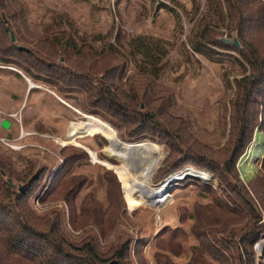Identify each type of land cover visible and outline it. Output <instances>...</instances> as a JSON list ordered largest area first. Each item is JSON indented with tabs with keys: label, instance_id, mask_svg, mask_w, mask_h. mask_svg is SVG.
Wrapping results in <instances>:
<instances>
[{
	"label": "rangeland",
	"instance_id": "1",
	"mask_svg": "<svg viewBox=\"0 0 264 264\" xmlns=\"http://www.w3.org/2000/svg\"><path fill=\"white\" fill-rule=\"evenodd\" d=\"M195 2L16 0L13 6L14 10L25 8V30L30 37L34 26L37 34L43 28L77 34L78 51L74 55L83 69L105 59L106 73L115 77L116 83L132 76L137 90L131 96L140 98V111L148 101L153 103L149 108L164 104L171 108L170 121L183 120L196 129L199 148L183 154L172 151V138L141 130L142 124L138 132L130 133L103 104H88L86 77L67 64L52 39L38 38L46 48L48 42L53 44L58 54L49 57L37 52L34 44L20 45L11 30L4 38L0 36V59L8 60L0 62V150L21 165H30V182L41 174L32 188L37 198L31 197V207L39 215L57 213L61 226L74 240L88 228L96 236L99 232L107 234L108 240L119 233L130 247L129 264H220L218 258L228 251L241 254L244 263L250 254L264 262V227L254 237V230L237 227V220L234 232L225 236L218 224L220 218H230L229 214L218 212L216 226L205 208L214 205L212 197L229 213L245 207L241 202L234 205L237 199L231 191L238 180L247 186L260 174L264 134L255 129L251 135L238 156L233 175L237 178H231L229 189L213 172L187 159L194 155L195 160L206 158L212 167L222 155H232L224 149L230 138L229 103L234 93L225 87L227 78L221 76V64L189 51L190 32L204 10L202 0ZM160 4L175 9L180 21ZM2 21L7 24L0 8V26ZM57 21L60 23L53 26ZM139 36L155 37L168 44L170 54L157 76L138 79L127 70L132 42ZM106 44L118 48V53L113 57L102 55L101 48ZM187 55L192 60L186 61ZM234 76L238 78L239 74L232 73L228 80ZM93 77L103 79L100 72ZM253 107L259 110L258 105ZM157 120L161 121L159 116ZM3 121L10 124L8 130L1 127ZM150 158L151 171L142 176V161ZM59 170L60 177H64L60 186L64 184L66 189L57 188L51 198L40 202L39 197L49 189ZM62 193L72 195L71 204L60 197ZM88 197L92 200L91 206L86 204L89 214H81L80 204ZM110 209L112 214L104 224H92L104 221ZM69 214L82 223L86 220L85 230L70 227ZM108 221L113 224L109 226Z\"/></svg>",
	"mask_w": 264,
	"mask_h": 264
},
{
	"label": "trees",
	"instance_id": "2",
	"mask_svg": "<svg viewBox=\"0 0 264 264\" xmlns=\"http://www.w3.org/2000/svg\"><path fill=\"white\" fill-rule=\"evenodd\" d=\"M184 1L192 5L196 3V0ZM202 1L203 13L198 15L194 29L190 32L191 40L189 38L187 42L192 54L203 55L209 61L221 64V76L223 79L227 78L225 87L234 93V98L229 103L230 138L224 149V152L230 151L232 155L231 157L222 155L221 160L212 167L208 165L206 158L195 160L194 155L187 159L196 166L213 172L219 182H224L229 189L231 178H237V175H233L236 172L238 156L248 145L251 135L255 129L264 134V2L263 0ZM15 3L16 0H0V8L4 10L7 20V24L1 22L2 38L11 30L17 35L15 40L21 42L20 45L34 44L32 47L37 52L40 51L49 57L56 56L58 53L53 51L51 42H48L47 48L40 45L42 41L38 38L47 36L61 48L67 64L75 67L80 72V76L86 77L84 81L89 84V88L85 101L88 104H103L105 110L111 111L114 118L125 123V128L130 133L138 132L139 125L142 124L141 130H150L164 139L172 138L174 143L171 144V148L177 154H183L185 151L193 152L199 148L200 144L195 138L196 129L183 120L170 121L172 119L170 107L161 104L156 108H149L153 103L148 101L144 110L140 111V103H142L138 101L140 98L131 96L134 90H137L132 76L127 77L126 80L121 78L119 83H116L115 77L106 73L105 59H100L86 70L80 67V61L74 55L75 51H78L75 40L77 34L74 32L65 35V31H60L58 28L53 31L43 28L39 35L35 31L37 27L34 26L31 36L37 40H31L32 37L27 35L25 30V8L22 6L20 10H14ZM160 8L168 10L175 20L180 21L175 9L164 4H160ZM57 23L60 21L52 25L55 26ZM224 37L231 40V44L221 43L220 39ZM233 39L237 40L238 47L232 44ZM100 52L102 55L111 54L113 57L118 53V48L106 44L102 46ZM169 54L170 49L164 41L151 36L136 37L129 51L131 62L127 70L138 75V79L147 75L157 76ZM188 58L193 57L187 55L186 61L192 60ZM0 62L8 63V60L0 59ZM194 62L200 64L195 58ZM224 64L227 67H224ZM82 72H88V75ZM97 72L103 75L102 80L93 77ZM122 73L123 70H120L119 75ZM232 73H238L239 77L234 76L233 80L229 81L228 76ZM257 105L259 110L253 107ZM157 116L161 121L157 120ZM15 160L11 155L0 150V264H129L130 247L119 233H115V236L108 240L107 234L99 232L96 236L93 230L88 228L87 232L74 240L61 226L57 213L37 214L30 205V199L35 197L32 188L39 181L41 174L30 182V165L23 166ZM61 173L62 171L59 170L53 176L49 189L41 197L38 196L40 202L51 198L57 188L66 189L67 186L64 184L60 186V182L64 181V177H60ZM68 184L70 182H67ZM234 184L236 187L231 191L237 199L234 205L241 202L245 207L229 213L212 197L214 205L205 207L210 214L209 219H212V223L217 226L218 212H226L230 218L226 220L220 218L222 222L218 224L225 236L234 232L238 224L237 220L240 221L237 227L252 228L254 237L258 236L261 228L264 227V224H260L264 219V162L260 174L249 180L247 186L239 180ZM71 196L67 193L60 194L68 204L73 200ZM91 201L88 197L81 202V214H89L86 204L91 206ZM112 210H109L108 217L104 221L97 222L95 219L96 222L92 224L95 226L104 224L110 218ZM85 222L86 220L82 223L69 214L70 227L74 229L80 227L79 229L85 230L87 224ZM106 224L111 226L113 221H108ZM100 243H103V247ZM225 244L228 245V241ZM236 261L240 264H264L253 254L248 255L244 263L242 255L238 252L235 254L228 251L227 255L222 254L218 258L220 264H235Z\"/></svg>",
	"mask_w": 264,
	"mask_h": 264
},
{
	"label": "water",
	"instance_id": "3",
	"mask_svg": "<svg viewBox=\"0 0 264 264\" xmlns=\"http://www.w3.org/2000/svg\"><path fill=\"white\" fill-rule=\"evenodd\" d=\"M220 42L225 44V45H229L231 44V40L229 39H226V38H222L220 39ZM232 44L235 46V47H238V43H237V40L236 39H233L232 40ZM1 127L4 129V130H8L9 127H10V124L7 122V121H3L1 123Z\"/></svg>",
	"mask_w": 264,
	"mask_h": 264
},
{
	"label": "bare ground",
	"instance_id": "4",
	"mask_svg": "<svg viewBox=\"0 0 264 264\" xmlns=\"http://www.w3.org/2000/svg\"><path fill=\"white\" fill-rule=\"evenodd\" d=\"M143 145V144H142ZM142 145H140L139 147H142ZM138 147V146H137ZM151 156V155H150ZM149 156V157H150ZM152 158H150V159H148V160H146V161H142V165H141V168H140V173H141V175L143 176V175H146L148 172H150L149 171V168H148V166L149 165H151L152 164ZM145 166H146V168H145Z\"/></svg>",
	"mask_w": 264,
	"mask_h": 264
}]
</instances>
